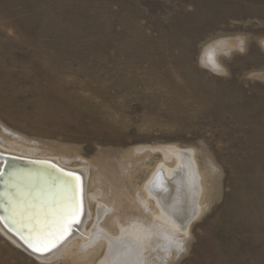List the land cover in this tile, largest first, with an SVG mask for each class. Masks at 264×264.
Listing matches in <instances>:
<instances>
[{
	"label": "rangeland",
	"instance_id": "374dc122",
	"mask_svg": "<svg viewBox=\"0 0 264 264\" xmlns=\"http://www.w3.org/2000/svg\"><path fill=\"white\" fill-rule=\"evenodd\" d=\"M0 137L88 168L90 196L96 165L119 179L149 148L121 176L134 196L158 149L191 151L200 214L153 263L264 264V0H0ZM0 264L45 263L0 233Z\"/></svg>",
	"mask_w": 264,
	"mask_h": 264
},
{
	"label": "bare ground",
	"instance_id": "6f19581e",
	"mask_svg": "<svg viewBox=\"0 0 264 264\" xmlns=\"http://www.w3.org/2000/svg\"><path fill=\"white\" fill-rule=\"evenodd\" d=\"M233 49L229 40H219L203 50L200 64L219 73L217 55ZM148 150L124 155L118 164L120 180L112 174V164L107 172L96 165L90 196L88 168L0 137V233L45 264L60 257L73 264H155L152 258L163 253L168 233L186 232L199 216L202 188L191 151L170 146L158 149L163 161L132 196L121 176L126 174L130 183L128 161ZM122 202L136 209V220L119 212ZM91 206H96L92 214ZM91 216L95 224L88 230Z\"/></svg>",
	"mask_w": 264,
	"mask_h": 264
},
{
	"label": "snow or ice",
	"instance_id": "6c2138e0",
	"mask_svg": "<svg viewBox=\"0 0 264 264\" xmlns=\"http://www.w3.org/2000/svg\"><path fill=\"white\" fill-rule=\"evenodd\" d=\"M73 221H69V223H72ZM74 222H76V223H78L79 221H74ZM176 249H177V252L178 253H180V252H185L186 251V249H185V247H184V244L181 242V243H178L177 245H176Z\"/></svg>",
	"mask_w": 264,
	"mask_h": 264
}]
</instances>
